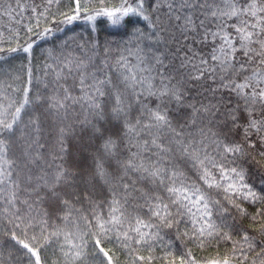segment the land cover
Listing matches in <instances>:
<instances>
[{
    "label": "snow or ice",
    "instance_id": "1",
    "mask_svg": "<svg viewBox=\"0 0 264 264\" xmlns=\"http://www.w3.org/2000/svg\"><path fill=\"white\" fill-rule=\"evenodd\" d=\"M93 3L0 0V264H264V0Z\"/></svg>",
    "mask_w": 264,
    "mask_h": 264
},
{
    "label": "trees",
    "instance_id": "2",
    "mask_svg": "<svg viewBox=\"0 0 264 264\" xmlns=\"http://www.w3.org/2000/svg\"><path fill=\"white\" fill-rule=\"evenodd\" d=\"M66 2H67V0H65V5H66ZM110 2L116 3V2H118V0H110ZM97 3H98V0H94L93 6H95ZM97 25H98L99 38L101 40H103L105 38H109V39L112 38V36L110 34L112 32H114L115 30L107 26L108 22L104 18H100L97 21ZM89 30H90V26L88 24L84 23L82 20L76 21L74 23V25L66 28L67 34L69 36L78 34V35L84 36L85 39L88 37ZM58 35L63 36L64 33H58ZM44 46L48 47L50 45L45 44ZM17 63H19V62H17ZM47 257H48L49 261H51V259L54 258L52 256L51 250L48 251ZM3 258L5 259V261H7V259H8V250L7 249L3 250Z\"/></svg>",
    "mask_w": 264,
    "mask_h": 264
}]
</instances>
